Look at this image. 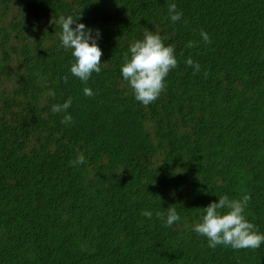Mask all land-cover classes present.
Returning a JSON list of instances; mask_svg holds the SVG:
<instances>
[{"label":"trees","instance_id":"trees-1","mask_svg":"<svg viewBox=\"0 0 264 264\" xmlns=\"http://www.w3.org/2000/svg\"><path fill=\"white\" fill-rule=\"evenodd\" d=\"M170 2L0 0V264H264V242L211 249L191 230L217 196L247 193L264 232V0H175V22ZM64 15L100 30L86 82L59 44ZM146 28L177 67L142 105L119 67ZM67 97L65 124L51 105ZM167 207L171 227L155 215Z\"/></svg>","mask_w":264,"mask_h":264},{"label":"clouds","instance_id":"clouds-1","mask_svg":"<svg viewBox=\"0 0 264 264\" xmlns=\"http://www.w3.org/2000/svg\"><path fill=\"white\" fill-rule=\"evenodd\" d=\"M181 11L177 9L175 0L168 4V19L171 22L180 20ZM60 31L58 39L60 46L71 50L74 62L70 63V73L81 82H86L93 72L101 70L100 57L102 50L97 41L100 30L77 22L72 15H64L58 19ZM71 25H74L72 27ZM201 39L208 42V33L203 29L199 33ZM192 41H188L191 47ZM172 44H166L158 32L145 29L140 39L132 40L127 47L124 62L119 67L122 80L127 82L131 95L135 101L142 105L153 102L165 87V77L171 69L177 67V59ZM193 71H199L200 65L191 57L184 60ZM83 95L92 96L93 90L87 86L82 89ZM49 96H54L53 90H48ZM72 103V98L67 97L61 103H53V113H63L61 123H71L72 116L67 111ZM84 156L78 153L71 164L83 163ZM217 196V195H216ZM215 201H210L202 207V212L197 221L191 225V230L206 238L207 247L214 249L217 245L228 246L233 249L257 248L264 242V232L257 231L255 225L246 218L244 208L249 200L247 193L239 198H229L227 194L217 196ZM141 215L151 217L153 212L141 209ZM155 215L166 227H171L180 220V215L175 207H167L165 211H156Z\"/></svg>","mask_w":264,"mask_h":264}]
</instances>
